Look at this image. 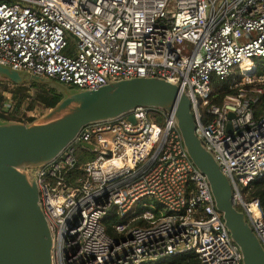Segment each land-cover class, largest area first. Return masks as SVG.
I'll list each match as a JSON object with an SVG mask.
<instances>
[{
  "label": "built area",
  "instance_id": "built-area-1",
  "mask_svg": "<svg viewBox=\"0 0 264 264\" xmlns=\"http://www.w3.org/2000/svg\"><path fill=\"white\" fill-rule=\"evenodd\" d=\"M263 58L264 0H0V63L77 89L133 77L178 83L264 247L260 200L249 192L264 176V109L254 112L264 78L252 76ZM213 76L241 87L210 104ZM26 172L53 264H156L187 252L198 264H242L207 177L162 108L90 122ZM112 216L119 220L108 224Z\"/></svg>",
  "mask_w": 264,
  "mask_h": 264
},
{
  "label": "water",
  "instance_id": "water-1",
  "mask_svg": "<svg viewBox=\"0 0 264 264\" xmlns=\"http://www.w3.org/2000/svg\"><path fill=\"white\" fill-rule=\"evenodd\" d=\"M0 78L18 85H47L61 95L54 106L32 121L0 118V264H53L52 234L36 181L26 168L51 160L84 125L139 106L159 107L173 114L186 152L207 177L215 206L242 253V264H264V247L245 213L234 205L231 183L218 160L196 134L190 100L178 83L133 77L108 80L97 90L77 89L3 63ZM128 119L134 122L133 115Z\"/></svg>",
  "mask_w": 264,
  "mask_h": 264
},
{
  "label": "trees",
  "instance_id": "trees-1",
  "mask_svg": "<svg viewBox=\"0 0 264 264\" xmlns=\"http://www.w3.org/2000/svg\"><path fill=\"white\" fill-rule=\"evenodd\" d=\"M234 75H236V73H234ZM252 76L264 78V58L256 60ZM243 86L245 88L252 87V85L248 84ZM261 86L263 87V93L259 94V98L254 105L256 116H258L264 109V83L261 84ZM240 87L241 86L238 85H232V76L223 80L213 76L210 104H220L226 95L236 94ZM31 89H34L35 91L31 92ZM3 91L10 94V104H13L12 108L11 106H8V108L4 107L6 98ZM60 97L61 95L57 94L54 88L47 85L37 84L35 82L18 85L0 78V118L6 120H23L22 115L30 110H38L41 112L40 114L45 113L55 105ZM33 119V117H30L29 121H32ZM78 159L79 162L84 161V158L78 157ZM249 192L253 197H257L260 200V207L264 216V176L250 184ZM118 220L119 219L116 218V216H112L107 223L109 224L110 221L114 222ZM106 230L108 234L113 235L110 226H108ZM156 264H198V258L193 252H187L170 258H165Z\"/></svg>",
  "mask_w": 264,
  "mask_h": 264
},
{
  "label": "rangeland",
  "instance_id": "rangeland-1",
  "mask_svg": "<svg viewBox=\"0 0 264 264\" xmlns=\"http://www.w3.org/2000/svg\"><path fill=\"white\" fill-rule=\"evenodd\" d=\"M73 48H74V44L70 43V45L68 46V51H71ZM66 86L70 87V85H66ZM34 91H35L34 89H31V92H34ZM3 94L6 98L5 99L6 103L4 104V107L8 108V106H11V108H12L13 104H10V102H11L10 94H7V92H5V91H3ZM40 113L41 112H39L38 110H30V111H27L26 113H24L22 115V119L29 121L30 117H33L35 119V118H38L39 116L44 114V113H42V114H40Z\"/></svg>",
  "mask_w": 264,
  "mask_h": 264
},
{
  "label": "clouds",
  "instance_id": "clouds-1",
  "mask_svg": "<svg viewBox=\"0 0 264 264\" xmlns=\"http://www.w3.org/2000/svg\"><path fill=\"white\" fill-rule=\"evenodd\" d=\"M75 88V87H74Z\"/></svg>",
  "mask_w": 264,
  "mask_h": 264
}]
</instances>
